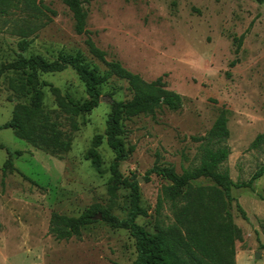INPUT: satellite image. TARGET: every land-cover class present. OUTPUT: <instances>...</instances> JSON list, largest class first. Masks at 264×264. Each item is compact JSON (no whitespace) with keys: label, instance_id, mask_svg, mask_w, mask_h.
Here are the masks:
<instances>
[{"label":"rangeland","instance_id":"obj_1","mask_svg":"<svg viewBox=\"0 0 264 264\" xmlns=\"http://www.w3.org/2000/svg\"><path fill=\"white\" fill-rule=\"evenodd\" d=\"M36 1L45 7L37 17L15 9L0 15V67L17 61L19 27L27 22L39 30L26 39L31 44L25 58L40 56L53 62L79 53L102 76L104 66L85 45L90 38L107 61L119 62L148 83L162 78L166 89L182 98L178 111L161 109L122 121L121 139L125 150L133 147V152L119 171L138 181L140 206L147 216L138 217L136 223L145 231L154 234L157 197L161 187L168 185L156 175L146 181L145 173L155 163L172 166L177 174L197 167L201 138L222 114L227 118L225 145L230 150L222 170L228 171L231 181L247 182L264 163V143L251 147L257 136H264V4L254 0H81L90 34L79 36L63 0ZM17 78L7 72L0 79V126L11 120L18 104L28 102L13 96L9 82ZM38 79L44 114L57 123L68 150L41 151L11 130H0L4 147L0 149V264H133L137 252L130 233L111 228L100 215L107 211L123 220L130 209L128 190L109 193L115 155L104 136L111 100L132 99L127 83L110 79L100 87L95 109L72 116L60 112L51 89H58L66 101L83 103L88 97L77 74L69 68L57 74L39 73ZM98 136L101 143L95 148ZM92 150L99 156V171L87 159ZM8 153L13 170H7L3 178ZM231 196L230 222L241 237L233 241V262L264 264V176L252 189L232 188ZM89 209L97 213L95 222L82 231L80 239L59 241L48 234L53 212L77 218ZM161 215L165 223L173 222L168 205ZM218 247L223 260L229 261V250Z\"/></svg>","mask_w":264,"mask_h":264},{"label":"trees","instance_id":"obj_2","mask_svg":"<svg viewBox=\"0 0 264 264\" xmlns=\"http://www.w3.org/2000/svg\"><path fill=\"white\" fill-rule=\"evenodd\" d=\"M254 1L260 5L264 4V0ZM63 3L72 14L75 33L79 36H89L90 33L86 30L87 16L81 0H63ZM43 8V4L36 0H0V15L15 9L27 13V17L34 18L43 14ZM26 23L19 27L22 39L18 42V49L21 53L17 55V61L0 67V79L7 72L15 73L17 80L9 82L13 96L17 100L27 99L28 102L26 105L18 104L11 120L0 126V130H11L16 138L41 151L52 154L66 152L68 141L62 139L57 123L50 122L49 117L44 114L43 93L38 74H57L69 68L77 74L88 97L83 103L66 101L58 89H51L60 112L72 116L89 113L95 109L100 102V87L110 79L126 82L132 99L129 102L111 100L104 136L115 155L110 168L109 193L114 195L120 188L128 190L130 209L123 220L103 211L100 213L102 220L113 229L130 233L137 252L133 264H234L233 241L240 240L241 237L240 231L230 222L229 206L234 202L231 190L252 189L255 181L264 176V163L245 183L234 184L228 171L222 170L230 155V150L225 145L229 131L224 114L216 119L211 129L201 138L204 143L197 167L183 169L181 174H177L172 166L155 163L145 173L146 181L151 175H156L168 183L161 187L157 197L154 234H150L136 223L138 217L147 216L140 206L138 181L133 177H123L119 171V165L133 152V147L125 150L121 139L125 132L122 121L139 115H149L161 109L178 111L182 107L181 96L167 90L162 78L148 83L139 75L123 68L119 62L107 61L105 53L98 49L90 38H87L85 45L90 55L104 66L102 76H99L95 69H90L79 53L75 56H60L53 62H47L40 56L25 58L23 54L31 44V41L26 39L39 30L38 27L31 28ZM234 64L233 62L231 66ZM70 126L76 131L74 122L70 121ZM100 143L101 137L98 136L93 141L95 148ZM263 143L264 136L259 135L251 147L258 148ZM0 149H4L1 144ZM8 155L2 167L3 178L7 170H13L12 154ZM87 159L99 171L100 160L95 150L87 154ZM203 182L207 184L202 185ZM165 204L169 206L172 214V223H165L161 217ZM237 210L242 218L246 219L238 204ZM96 215L95 209H89L77 218L53 212L49 220L48 234L59 241L80 239L82 231L95 222ZM218 244L224 250H229V261L223 260ZM261 248L264 250V245Z\"/></svg>","mask_w":264,"mask_h":264},{"label":"water","instance_id":"obj_3","mask_svg":"<svg viewBox=\"0 0 264 264\" xmlns=\"http://www.w3.org/2000/svg\"><path fill=\"white\" fill-rule=\"evenodd\" d=\"M259 255H260V254H259V253H257V254L255 255V257L257 258Z\"/></svg>","mask_w":264,"mask_h":264}]
</instances>
